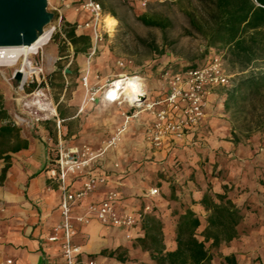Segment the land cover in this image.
Wrapping results in <instances>:
<instances>
[{
  "label": "crops",
  "instance_id": "crops-1",
  "mask_svg": "<svg viewBox=\"0 0 264 264\" xmlns=\"http://www.w3.org/2000/svg\"><path fill=\"white\" fill-rule=\"evenodd\" d=\"M98 101L103 105H117L103 98ZM125 106L126 109L117 116L120 132L126 129L130 118L143 113L139 123L142 136L126 143L115 155L119 159L105 160L102 168L111 174L108 182L77 203L72 208V215H83L89 204L100 201L109 190L117 191V209L120 212L141 210L143 201L149 200L152 213L163 223L164 251H171L176 248L175 227L183 208L189 207L196 212L204 226L203 218L207 212L200 203H192V200L198 201L208 184L216 193H222V186L226 185L227 194L241 209L243 219L237 226L238 236L221 243L214 250L210 264H226L222 260L224 256H233L235 264H264V149L259 147L261 136L253 135L248 143L234 144L223 105H220L215 111L207 112L202 121V126L206 124V137L196 138L203 136L208 142L202 153L184 149L194 142L190 136L154 147L144 136L152 115L134 109L129 116L126 111L131 107ZM41 129L46 130L43 126ZM20 135L28 145L8 153L9 166L0 181V264H66L59 245L47 239L53 226L60 221V190L45 172L51 155L41 137ZM124 136L128 140L133 139L129 133H124ZM171 151L175 152L174 155ZM156 156L165 159L158 168L167 175H173L177 184L176 200L167 198L170 184L164 178L158 179L160 183L156 186L160 195L149 194L151 185L143 179V175L148 174L145 159H156ZM173 158L177 161L174 166L171 164ZM4 165L5 161L0 159V174ZM72 178L74 174H70ZM81 181L76 177L71 187L79 186ZM74 224L73 242L80 250L76 264H87L88 260L100 264H157L150 256L152 243L145 237L140 219L131 227L105 225L96 219L88 223L74 220ZM116 249H119L116 254L126 257L124 261L119 260L116 254L109 255ZM257 257L260 260L256 263ZM8 259L10 263L6 262Z\"/></svg>",
  "mask_w": 264,
  "mask_h": 264
},
{
  "label": "rangeland",
  "instance_id": "rangeland-1",
  "mask_svg": "<svg viewBox=\"0 0 264 264\" xmlns=\"http://www.w3.org/2000/svg\"><path fill=\"white\" fill-rule=\"evenodd\" d=\"M81 1L83 0L64 2L47 0V9L53 13V17L37 35L51 29L50 39L37 54L30 57L32 67L39 71L29 74L22 83H19L15 78V70L19 64L13 67L0 66V103L8 115V120L20 129L21 134L41 137L51 157L55 155L59 144L64 148L87 146L95 152L100 151L97 165L102 168L106 159L113 161L119 159L115 155L120 153L126 143H131L136 137L142 136L139 123L144 115L140 113L129 119L130 123H127L126 129L117 135L111 145L108 143L111 137L116 136L117 128H120L117 116L120 115V111L126 109V104L103 105L98 100L101 99L103 86L117 76L126 75L119 79L139 78L138 75L143 77L149 93L148 98L154 99V95L167 85L163 73L169 67L170 70L177 71L187 65H200L211 55H222V67L229 76L230 85L239 75L247 72L240 73L236 66H232L225 59L224 49L218 46L207 47L201 35L186 32L189 28L186 12L194 8L199 9L198 0H152L146 8H140L134 0H103L105 4L103 12L105 16L114 18V25L111 28L103 27L102 22L101 39L95 43L91 41L92 46L86 54L73 56L72 46L68 42L65 49L59 53L58 45H62L61 39L53 41L51 36L61 27L63 21L76 23L77 32L90 33V30L83 26L77 27L88 18V13L77 9V4ZM143 13L160 19L166 18L169 25L164 30L147 26L137 18ZM84 76L87 77L88 85L93 89H99L94 102L87 101ZM229 87L216 86L212 89L205 114L223 105L224 92ZM58 104L60 107H68V112L72 115L65 121L69 123V127L63 124L60 133L56 128V122L60 119L56 111ZM39 105L46 109L54 108L55 114H45L47 111L39 108ZM253 107L255 108L247 107V112L235 115V119L230 112L223 109L224 117L229 125V133L230 121L234 120L240 142L248 143L250 137L259 134L261 136L259 147L264 149L262 141L264 127L257 128L264 122V107L256 101ZM134 109L138 110L131 108L126 113L132 116ZM202 125L203 123L199 125L196 132L207 130L206 124ZM42 126L45 127V131L41 129ZM248 127L254 130L249 132ZM124 133H129L133 139H126ZM207 143L206 139L202 143L206 149ZM164 160L157 156L156 159H145L148 174H144L143 179L148 181L150 188L159 185L160 178L173 179V175H167L158 168V164ZM201 164L203 165V161ZM213 166L215 170V164ZM159 195L158 192L154 196ZM146 204L151 207L150 201L146 200L143 201L142 210ZM146 213H152L151 208ZM202 223L197 232L199 239H202L199 234L203 228ZM216 248L210 249L212 255ZM222 260L229 264L223 257ZM259 260L257 257L255 262Z\"/></svg>",
  "mask_w": 264,
  "mask_h": 264
},
{
  "label": "trees",
  "instance_id": "trees-1",
  "mask_svg": "<svg viewBox=\"0 0 264 264\" xmlns=\"http://www.w3.org/2000/svg\"><path fill=\"white\" fill-rule=\"evenodd\" d=\"M102 10L105 9L103 0H96ZM199 9L194 8L186 12L188 26L186 32H195L202 36L207 47H220L225 50V59L232 66H236L240 73L232 85L224 92L223 109L230 112L232 116L247 112V107L255 108V101L264 107V0H198ZM147 26H155L164 30L168 25V19L148 16L145 13L137 17ZM54 41L61 39L62 45H58L61 53L67 42L72 46L73 56L86 54L91 46L89 32H77L76 23L63 21L61 27L51 36ZM195 67L194 64L185 68ZM256 68V69H255ZM171 69V67L167 68ZM173 71H176L173 69ZM56 111L62 121V126L72 115L68 107L57 105ZM237 117V116H236ZM7 119V120H6ZM237 119V118H236ZM0 159L5 161L0 174V181L9 166V152H16L26 148L28 142L21 137L20 129L10 120L1 107L0 103ZM231 123V141L236 144L241 141L236 133L237 126L234 120ZM264 127V122L257 128ZM206 128V127H205ZM204 128V130H205ZM254 130V129H253ZM248 127L247 131H253ZM256 130V129H255ZM206 132H194L191 136L193 144L186 150L193 149L194 152L202 153L206 148L202 141ZM201 139H196L201 136ZM248 137V136H247ZM173 151V150H172ZM174 155L175 152H172ZM177 163L173 158V166ZM170 184V200H176L177 184L173 179H166ZM223 192L216 193L210 190V186L198 200L192 203H200L207 212L204 226L200 231L202 239L197 237L201 222L191 208H183L184 212L179 214L175 227L176 248L164 251L163 223L153 213H141V225L145 237L150 239L152 248L150 256L157 264H210L212 259L211 248L218 247L221 243L229 242L238 236V224L243 219L241 209L232 201L227 194V186L223 185ZM142 210V209H141ZM153 208L151 207V211ZM209 244L208 246L206 244ZM119 249L110 251L113 256ZM116 257L124 261L125 256L116 254ZM229 264H235L233 256H224Z\"/></svg>",
  "mask_w": 264,
  "mask_h": 264
},
{
  "label": "built area",
  "instance_id": "built-area-1",
  "mask_svg": "<svg viewBox=\"0 0 264 264\" xmlns=\"http://www.w3.org/2000/svg\"><path fill=\"white\" fill-rule=\"evenodd\" d=\"M61 1L64 2V0ZM134 1L140 8H146L152 0ZM77 9L88 13L87 20L77 27L83 26L90 30L92 43L100 40L102 22L103 27H107L104 21L106 14L100 4L96 0H83L77 4ZM222 65V55H211L195 67H184L177 71L166 69L163 79L167 85L154 95V99L148 98L149 93L145 87L144 78L138 75L142 85L130 100L124 93L123 85L117 86L114 83L120 78L117 76L103 86L101 98L107 102L126 104L131 108H138V111L149 112L152 119L145 128V139L148 144L161 147L165 143L171 144L189 136L191 138L204 119L212 89L216 86H231L229 76L225 74ZM83 84L87 91V101H96L99 89H93L88 85L86 76L83 77ZM138 95L145 96L143 102L137 101ZM61 126L62 121L58 119L56 128L59 133ZM120 131L121 129L117 130L116 136L111 137L109 145L115 141ZM70 148L72 147L64 148L59 144L55 155L50 156L46 167L47 178L56 182L60 190V221L53 226L52 234L47 239L59 245L66 264H76V255L80 253V250L73 242V236L76 233L74 220L88 223L96 219L105 225L131 227L136 225L137 220L141 218V213H146L151 207L146 204L143 210L120 212L117 209L118 193L115 190H109L100 201L89 204L83 215L73 216L72 208L100 186L105 185L111 174L97 165L100 151L95 152L87 146L75 147L76 151H71ZM114 167H118V164H114ZM70 174H74L72 180ZM76 177L81 178V184L71 187V182ZM149 194L151 196L158 194V189L151 188ZM6 262L10 263L11 260L8 259ZM87 264L100 263L88 260Z\"/></svg>",
  "mask_w": 264,
  "mask_h": 264
},
{
  "label": "water",
  "instance_id": "water-1",
  "mask_svg": "<svg viewBox=\"0 0 264 264\" xmlns=\"http://www.w3.org/2000/svg\"><path fill=\"white\" fill-rule=\"evenodd\" d=\"M47 0H0V47L30 46L52 20ZM22 73L15 72L17 81ZM144 95L137 101L143 102Z\"/></svg>",
  "mask_w": 264,
  "mask_h": 264
},
{
  "label": "bare ground",
  "instance_id": "bare-ground-1",
  "mask_svg": "<svg viewBox=\"0 0 264 264\" xmlns=\"http://www.w3.org/2000/svg\"><path fill=\"white\" fill-rule=\"evenodd\" d=\"M104 21L106 25L111 28L115 20L111 16H105ZM51 29L44 31L42 34L37 35V39L30 46H12V47H0V66L3 67H13L19 64L18 68L15 71H20L22 73L19 83H22L24 79L31 73L39 71L31 65L30 57L39 52V49L45 46L50 39ZM125 76V75H123ZM121 76V77H123ZM132 76V75H131ZM120 77V78H121ZM117 86L119 84L123 85L124 93L126 97H129L130 100L134 97L135 92L141 88V81L137 77L123 78L114 82ZM126 101V100H125ZM42 110H46L47 115H54L55 109H46L40 107ZM71 151H76L75 147L70 148Z\"/></svg>",
  "mask_w": 264,
  "mask_h": 264
}]
</instances>
